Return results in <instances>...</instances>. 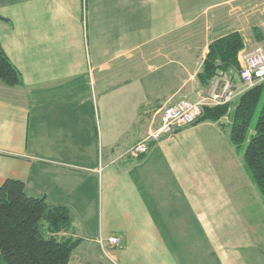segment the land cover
<instances>
[{
	"label": "crops",
	"instance_id": "crops-1",
	"mask_svg": "<svg viewBox=\"0 0 264 264\" xmlns=\"http://www.w3.org/2000/svg\"><path fill=\"white\" fill-rule=\"evenodd\" d=\"M257 6V0H0V44L22 78L20 87L0 83V186L22 181L28 196L70 209L73 228L83 233L96 220V235L88 237L95 248L77 247L74 264H245L250 243L236 204L235 154L222 158L189 138L221 124L163 136L142 158L123 153L174 96L156 85L161 58L155 66L136 54L207 11L235 18L236 26L215 38L242 35L241 18L258 17ZM222 27L228 25L215 31ZM111 237L118 246L107 242ZM180 237L190 246L186 261Z\"/></svg>",
	"mask_w": 264,
	"mask_h": 264
},
{
	"label": "trees",
	"instance_id": "trees-1",
	"mask_svg": "<svg viewBox=\"0 0 264 264\" xmlns=\"http://www.w3.org/2000/svg\"><path fill=\"white\" fill-rule=\"evenodd\" d=\"M0 21L5 19L0 16ZM243 48L238 32L212 41L196 75L199 85L207 86L220 73L238 71ZM0 83L9 88L22 85L21 74L1 44ZM230 107H204L194 125L219 124L228 118L229 141L237 150L243 148L246 171L264 200V83L245 91ZM73 221L67 207L50 205L43 196H28L22 181H5L0 186V264H69L81 243L73 237Z\"/></svg>",
	"mask_w": 264,
	"mask_h": 264
},
{
	"label": "rangeland",
	"instance_id": "rangeland-1",
	"mask_svg": "<svg viewBox=\"0 0 264 264\" xmlns=\"http://www.w3.org/2000/svg\"><path fill=\"white\" fill-rule=\"evenodd\" d=\"M257 4H258L257 6L258 17L241 18L243 37L238 32L241 35L244 42V48L241 51H243L244 49L245 50L252 49L255 46L264 44V34H263L264 32L261 31V27L263 26L264 28V13L261 12L264 10V0H257ZM260 5L262 7H259ZM222 12L225 11L224 10L207 11L203 16L194 17L192 18L190 24H188L183 28H180L179 31L174 35L168 38H164L162 40H157L155 43H153L152 44L154 47L153 49L144 50V53H142L143 55H140L138 53L136 54L139 58H145L144 60H142L144 61L143 63L153 64L155 66H157L156 64L158 62V59L161 58L160 65L164 67L161 73L155 74V76L160 75L162 77V81L156 82V85L163 92L168 91L170 93L169 96L170 95H174V96L171 98V100H168L164 105L160 104L161 105L160 108H163L164 106L167 105H174L180 100H188L190 102H201L202 100L207 99L210 96L211 90L213 88V84L216 81L218 82L219 85L224 84L225 82H232V84L241 88L240 86L241 84L237 77L238 71L220 73L216 75L205 87L200 86L196 79V75L199 73L202 66V62L208 52L209 44L212 41L220 38V37L215 38V36H217L218 34H225V31L227 32L231 30L229 27L236 26V23H233V20L235 18L230 16L223 18ZM208 13L209 15H207ZM223 22L226 23L228 27L226 28L222 27L223 29H219V30L217 29L215 31L216 29L215 26H219ZM232 32H237V31H231L229 33ZM206 45H207V52L204 53ZM142 61L140 60V62ZM138 67L139 66H136V68ZM236 101L230 104L231 105L230 110L233 108L232 105ZM204 107L205 106H203V108ZM160 108L154 113L152 117L153 123L151 124V127L148 129L143 139L148 138L149 135L153 133L158 127ZM196 121L189 126H193L196 123ZM254 121L255 119L253 120V123ZM125 123L126 122L123 121L121 125ZM219 124H221L219 129L213 127L212 125H207V126L204 125L203 127L205 128L196 130L195 134L189 135V138L192 137L203 141L205 148L208 150L209 153H220L222 154V158H224L225 155L227 158L228 153L230 154L231 152L235 154L234 157H231L234 158L232 171L234 174L236 173L235 176L237 177L238 184L240 185V197L238 198L236 197L237 198L236 204L240 205L239 215L242 218V227H243L242 233L248 237L250 243L249 247H247L248 249L246 250L243 249V252L248 253V255L250 254V256L245 255V259H247L245 261V264H264V200L261 194L259 193L257 187L251 180L248 172L246 171V167L244 166V162L242 159L243 148L237 150L235 147L232 146V144L229 141L228 135L230 131L229 128L230 121L228 120L227 117H223L220 120ZM175 133L176 132L168 135H173ZM143 139H141L140 141H142ZM182 139L184 138H180V142H179L181 144L182 142H184ZM137 143H134L133 145L128 147L123 154L130 155L129 153L133 152L132 148ZM152 144H150V147L152 146ZM148 152L146 154H148ZM143 156L134 157V158L138 159ZM229 164H230V160H229ZM224 179L227 180L228 177L225 176ZM181 206L182 203L181 202L178 203L177 209L180 210ZM86 230L87 232L84 233L81 232L79 226L78 228L74 229V233L76 237L82 239L81 245L78 246V247L81 246L80 250L88 246H90L91 248H95L93 242L90 241L88 237H95L96 235L95 234L97 230L96 220H90L86 224ZM88 230L90 232H88ZM81 234L86 238H84ZM108 240L107 242L109 243ZM96 241L97 243L95 244L98 247L100 241V240L98 241V236H96ZM179 244L181 245L185 244L183 251L178 252L179 254H181V256L182 254L184 255L182 256V258L185 261L186 259L192 258V256H188L190 255L188 252V250L190 251V246L188 242L184 240V238L180 237ZM71 262L72 264L75 263L73 257Z\"/></svg>",
	"mask_w": 264,
	"mask_h": 264
},
{
	"label": "built area",
	"instance_id": "built-area-1",
	"mask_svg": "<svg viewBox=\"0 0 264 264\" xmlns=\"http://www.w3.org/2000/svg\"><path fill=\"white\" fill-rule=\"evenodd\" d=\"M239 70L237 77L241 88L225 82L219 85L216 81L213 84L210 96L201 102H190L180 100L174 105H167L159 110V125L148 138L139 141L133 148L131 157L145 155L150 144L156 142L161 136L174 133L186 126L193 124L201 115L203 106L217 107L231 104L236 101L245 91L256 85L264 83V44L255 46L252 49L243 50L237 57ZM100 240V246H103ZM109 244L118 246L119 240L115 237L110 238Z\"/></svg>",
	"mask_w": 264,
	"mask_h": 264
}]
</instances>
